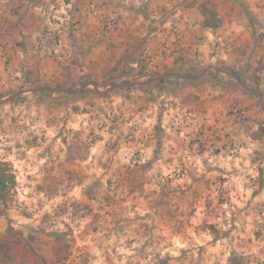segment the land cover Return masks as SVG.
Here are the masks:
<instances>
[{
  "label": "rangeland",
  "instance_id": "1",
  "mask_svg": "<svg viewBox=\"0 0 264 264\" xmlns=\"http://www.w3.org/2000/svg\"><path fill=\"white\" fill-rule=\"evenodd\" d=\"M0 161V264H264V0H0Z\"/></svg>",
  "mask_w": 264,
  "mask_h": 264
},
{
  "label": "trees",
  "instance_id": "2",
  "mask_svg": "<svg viewBox=\"0 0 264 264\" xmlns=\"http://www.w3.org/2000/svg\"><path fill=\"white\" fill-rule=\"evenodd\" d=\"M205 15L204 24L207 27L216 28L219 26L221 19L218 17L214 9L204 8ZM41 94H49V91L42 89ZM17 184L16 175L12 171V165L7 161H0V200L7 205L8 199L12 195V191ZM230 264H240L238 260Z\"/></svg>",
  "mask_w": 264,
  "mask_h": 264
}]
</instances>
